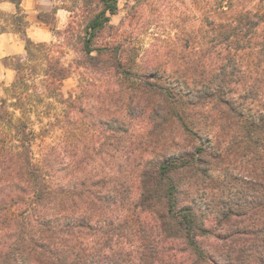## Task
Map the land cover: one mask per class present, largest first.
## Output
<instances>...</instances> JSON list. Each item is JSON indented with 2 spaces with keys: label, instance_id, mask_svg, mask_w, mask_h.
Masks as SVG:
<instances>
[{
  "label": "trees",
  "instance_id": "obj_1",
  "mask_svg": "<svg viewBox=\"0 0 264 264\" xmlns=\"http://www.w3.org/2000/svg\"><path fill=\"white\" fill-rule=\"evenodd\" d=\"M0 2L13 6L0 33L25 40L0 95V264H264V6L205 2L168 71L132 62L110 22L118 0H95L62 31L108 76L94 106L84 84L65 95L72 64L28 37L22 0ZM134 100L154 110L138 142L123 119ZM175 127L198 144L169 151ZM54 129L61 144L45 143Z\"/></svg>",
  "mask_w": 264,
  "mask_h": 264
},
{
  "label": "rangeland",
  "instance_id": "obj_2",
  "mask_svg": "<svg viewBox=\"0 0 264 264\" xmlns=\"http://www.w3.org/2000/svg\"><path fill=\"white\" fill-rule=\"evenodd\" d=\"M79 0H23L22 6L26 11L29 27L27 35L36 42H56L60 44L65 62L72 64V74L63 81L62 90L65 95L69 91L79 92L78 86L86 85L90 96V102L94 106H98L102 97L100 94L106 88L108 76L97 74L89 65L94 60H90L76 50L78 45L74 40L73 45H66L65 34L63 30L68 23L74 21L75 28L82 19V15L86 16L87 10L97 8L95 0L86 2V6L77 9ZM213 1V0H209ZM208 0H118V10L110 18V22L117 29L119 39L126 44L132 62L137 65L155 66L157 63L163 69L172 71V59L170 55L181 53V44L184 38L190 33L199 34L203 27L204 6ZM238 7H244L250 10L263 8L264 0H232ZM211 4V3H210ZM69 6L74 9L71 13L61 8ZM0 9L7 12L13 11V6L4 4ZM47 13V18L52 21V26L41 21L38 13ZM208 11L207 13H209ZM85 13V14H84ZM59 31L56 33L54 28ZM263 30L264 22L259 25ZM188 35V36H189ZM114 35L110 32H104L98 38V43L111 42ZM74 36L73 39H75ZM25 40L18 32H7L0 34V95H4V87L8 86L14 78L15 72L12 69V63L24 56ZM199 49V48H197ZM96 54V52H92ZM14 59V60H13ZM181 64V61H179ZM181 66V65H180ZM100 93V94H99ZM97 95V97H96ZM142 101H133L130 105L134 109L133 118L124 116L131 133L138 140H145L149 129L151 128L153 112L152 107H142ZM125 110V109H124ZM141 112V113H140ZM175 127L173 135L175 143L169 151L180 150V148L191 149L198 144L197 140L184 141V135L178 133ZM190 139V138H189ZM63 140V132L60 129H54L49 136L44 139L45 143L56 144ZM123 144H128L127 138L123 140ZM36 152L39 148L36 146ZM100 165L102 163L100 162ZM128 192H138L133 188ZM211 239H206L210 241Z\"/></svg>",
  "mask_w": 264,
  "mask_h": 264
},
{
  "label": "crops",
  "instance_id": "obj_3",
  "mask_svg": "<svg viewBox=\"0 0 264 264\" xmlns=\"http://www.w3.org/2000/svg\"><path fill=\"white\" fill-rule=\"evenodd\" d=\"M23 1V0H22ZM4 4H10V3H7V2H0V6L1 5H4ZM11 5V4H10ZM10 32V31H9ZM5 33H7V32H4V33H0V34H5Z\"/></svg>",
  "mask_w": 264,
  "mask_h": 264
}]
</instances>
